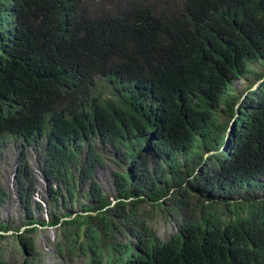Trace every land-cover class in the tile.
<instances>
[{"label":"trees","instance_id":"trees-1","mask_svg":"<svg viewBox=\"0 0 264 264\" xmlns=\"http://www.w3.org/2000/svg\"><path fill=\"white\" fill-rule=\"evenodd\" d=\"M257 61L264 0H0V147L20 140V195L30 204V146H43L52 204L91 180L90 213L52 212L70 259L84 256L59 264H264V72L244 97L234 85ZM109 145L127 165L115 201L94 172ZM158 212L169 238L150 225ZM37 222L13 251L34 255ZM8 229L0 264H15Z\"/></svg>","mask_w":264,"mask_h":264},{"label":"rangeland","instance_id":"rangeland-1","mask_svg":"<svg viewBox=\"0 0 264 264\" xmlns=\"http://www.w3.org/2000/svg\"><path fill=\"white\" fill-rule=\"evenodd\" d=\"M254 72L239 78L235 81L236 97H244L249 90L250 85L254 87L258 84V74L264 72V65L257 61L252 63ZM101 79V80H100ZM98 83L104 87V79L100 78ZM258 81V82H257ZM257 82V83H256ZM221 121H227L229 115L222 112L220 116ZM43 146H30L27 148L26 159L29 164L31 175L34 176V187L31 190L30 204L27 205L26 200L20 195L16 186V174L22 161V146L20 140L14 137H8L0 147V223H7L9 229L5 231L8 238L5 240L4 248L6 249L7 258H11L15 264H22L26 258L34 256L39 257L40 264H59L62 261L68 263H79L84 260V256L76 253L72 259L71 254L67 249L66 237L64 235L63 226L60 224H52V212L60 214L63 211H70L72 216L77 215L79 212L90 213V211H83L81 204H91L90 198L85 197L91 184V180L82 181L78 184L77 201L71 202L68 198L64 205L58 207L52 204L53 197L50 192V181L45 178L42 169L40 168ZM103 163H99L95 167V176L101 184L103 191L115 201L116 185H115V170H126L127 165L121 166L113 161L114 149L109 145L102 150ZM206 155H208L206 153ZM84 156V154L82 155ZM181 158H187V154L181 153ZM190 166L197 165L198 161L193 159L189 162ZM153 166V163L151 164ZM81 175L78 176V179ZM57 188V183L53 184ZM39 205L42 208H39ZM149 204L143 203L142 206ZM155 220L150 221L152 228L160 235L161 238H169L171 234L176 231V226L173 221H167L161 213L158 212ZM33 215L39 221L45 220V224L37 222L36 230L26 233L31 234L34 239L35 251L34 255L30 251L23 252L21 249L12 250L11 237L14 234H25L27 221ZM71 216V217H72ZM133 236V235H132ZM134 238V237H133ZM62 248V252L59 249Z\"/></svg>","mask_w":264,"mask_h":264}]
</instances>
